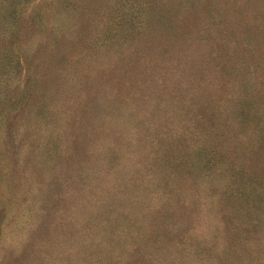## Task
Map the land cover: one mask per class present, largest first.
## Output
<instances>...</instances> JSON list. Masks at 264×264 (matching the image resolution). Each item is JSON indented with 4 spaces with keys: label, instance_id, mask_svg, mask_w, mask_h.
<instances>
[{
    "label": "rangeland",
    "instance_id": "rangeland-1",
    "mask_svg": "<svg viewBox=\"0 0 264 264\" xmlns=\"http://www.w3.org/2000/svg\"><path fill=\"white\" fill-rule=\"evenodd\" d=\"M0 264H264V0H0Z\"/></svg>",
    "mask_w": 264,
    "mask_h": 264
}]
</instances>
